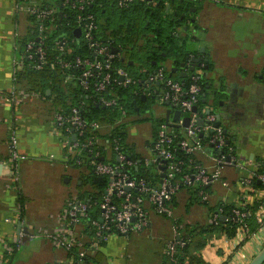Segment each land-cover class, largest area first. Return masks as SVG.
<instances>
[{"label": "crops", "instance_id": "1", "mask_svg": "<svg viewBox=\"0 0 264 264\" xmlns=\"http://www.w3.org/2000/svg\"><path fill=\"white\" fill-rule=\"evenodd\" d=\"M34 1L0 0V264L7 253L3 241L12 244L18 234V227L6 221L7 217L17 214L18 204L21 205V214L30 229L53 228L57 214L66 201L74 196L79 197V187L91 174L88 166L78 163L75 154L69 151L65 144L66 135L60 129H55V110L50 100L40 95H31L18 105L9 101L8 95L14 86L13 60L19 57L16 55L15 40L17 36L24 35L31 25L26 6ZM198 19L202 31V40L199 41L209 55L213 71L211 81L215 84L208 92L215 99V105H212L225 115L222 126L228 128L226 135L231 140L235 162L220 165L221 178L208 189V205L194 201L187 189L177 193L173 204L175 215L189 226L210 223L208 207L218 203L239 206L244 201L248 205L264 201V186L251 176V172L264 161V0H227L224 4L219 2L216 7L205 5ZM140 70L141 73L137 74L145 78L147 72L143 68ZM217 88L219 91L214 95L213 89ZM157 96L145 98L158 102ZM159 104L164 107L157 110L156 123L141 134L143 137L138 139L131 136L126 139L141 157L150 156L149 146L156 138L155 129L158 132L161 124L166 122V111L170 107L162 102ZM136 115L137 120L144 119L139 109ZM143 117L147 119L149 116ZM170 120H173V115H170ZM11 123L17 129L19 151L28 157L26 160L30 156L50 155V161L57 158L65 169L70 168L65 183L72 181L73 175L70 173L75 170V187L65 190L62 202L60 195L58 202L50 205L48 210L33 207L34 199L22 184V173L18 188H14L8 163ZM106 156L108 160L112 159L110 153H106ZM199 157L201 163L211 169L214 167L215 161L209 153H201ZM69 159L73 163H68ZM249 178L252 181L247 183L246 179ZM59 181L61 184V174ZM83 187L82 191L93 190L89 184ZM19 192L26 198L24 205L19 202ZM83 228L84 225H81L78 229L79 237L88 241L90 238L84 236ZM257 229L253 235L243 239L238 230L234 237H227L223 232L213 236L195 232L196 240L204 236L207 240L200 250L195 247L191 252L199 253L210 264H247L264 246V229L263 232ZM151 232L159 235L163 242L152 258L143 264H164L165 248L175 238L173 221L152 211L150 224L145 230L128 237L112 234L97 250L105 253L104 264H142V253L133 258L134 253L130 251L127 242H130L132 235L140 237ZM23 241L24 238L21 244L29 245L31 240ZM19 246L9 255L10 264H66L70 260L66 250L55 248L45 239L34 241L23 250Z\"/></svg>", "mask_w": 264, "mask_h": 264}, {"label": "built area", "instance_id": "2", "mask_svg": "<svg viewBox=\"0 0 264 264\" xmlns=\"http://www.w3.org/2000/svg\"><path fill=\"white\" fill-rule=\"evenodd\" d=\"M136 0H114V5L119 9H126ZM63 8L40 7L33 4L26 6L27 13L38 20L39 33L29 40L19 57L13 60L14 79L17 72L23 69L25 59L29 61V66L34 69H42L47 63V53L45 39L42 33L46 31L45 23L49 21L50 26L58 19L57 13L66 17L70 13L73 18L72 38L64 33L60 35L53 44L55 52L54 62L61 69L64 82L76 80L82 89L89 94L99 95L98 103L103 106H113L116 104L115 98H107L104 93H111L115 86L128 87L131 84H139L138 94H145V97H155L152 92L157 91L158 102L169 103L173 115L175 110L181 111L178 121L169 122L179 124L177 127L167 122L161 124L156 138L149 146L150 156L140 159L132 158L125 150L121 137L112 135L110 138H99L89 136L85 140L79 137L85 133L86 123L78 107L73 108L72 115L65 120L62 115H57L54 121L55 129L64 126L66 121L70 126V131L65 137V144L71 153L75 154L78 163H83L82 153H89V165L94 175L107 180L103 196L98 202L100 215L96 219H89L91 216L90 200L82 199L78 196L69 198L62 210L57 214L56 225L53 228L39 227L30 229L26 225L25 218L21 214V205L18 204L17 214L7 217V222H12L16 227H21V231L15 236L13 243L3 241L4 249L11 254L18 247L26 233L22 230L25 226L29 228L32 238H42L49 241L55 248L64 249L67 252L74 247H81L80 257L95 253L101 246V241H105L110 235L118 234L128 237L132 233L145 230L150 224V213L155 212L166 216L173 221L175 238L170 241L165 254L172 260L177 252L178 246L186 244V239L182 237L183 224L175 215L173 198L182 190L183 186H211L221 178V164L234 163L233 148L228 143L227 135L223 126H215L216 113H206L201 105L203 84L205 83L203 71L196 70L185 79L174 78L166 74V67L159 66L154 72H150L145 78L134 79L129 71L120 64L119 52H114V44L110 39V30L106 28V21L100 12L105 8L100 0H62ZM66 12V14H65ZM80 29V36H75V31ZM74 40L79 43L83 54L67 56L70 43ZM18 50V46H15ZM66 54V55H65ZM64 55L66 57H64ZM117 60V63H116ZM160 82L158 85L157 83ZM31 95L24 89H17L15 84L9 95V101L13 105L20 104ZM197 107V110H194ZM203 115L204 124L199 120ZM189 118V124L184 125V119ZM97 127L98 125L95 124ZM8 139V163L10 175L14 188L17 189L21 182V162L28 157L19 151V139L17 129L13 123L9 127ZM182 133L184 136L180 135ZM201 133L208 136L210 143L218 150L215 154H210L215 161L211 169L203 163H196L192 156L207 153L201 143ZM76 135V140L72 139ZM223 148V151L221 150ZM227 148V149H226ZM181 149L189 156V164L181 159L178 150ZM106 153L112 155V159H107ZM230 156V160L227 157ZM104 157V160L100 158ZM200 158V157H199ZM116 159V160H115ZM193 170H187L192 163ZM141 164L145 166L157 164L161 167V177L159 181L153 183L143 177H138L133 168L138 169ZM162 167H164L162 169ZM180 173L181 178L176 175ZM251 176L258 179L264 186V161H261L257 168L251 172ZM252 181L246 179L247 183ZM9 188L11 186H8ZM199 196L203 201L209 200V194L205 190H200ZM244 201L241 205L232 209L230 217L239 224L238 233L243 238L253 235V230L247 222V216L252 214L247 209ZM223 208L219 207L210 215V223H217L222 220ZM258 225V232L264 229V201L253 214ZM86 219L91 221V225L96 228L95 237L90 240L88 248H83V240L79 237L78 229L84 225ZM1 264H7L3 256ZM66 264L75 263L74 257ZM82 264V263H80Z\"/></svg>", "mask_w": 264, "mask_h": 264}, {"label": "trees", "instance_id": "3", "mask_svg": "<svg viewBox=\"0 0 264 264\" xmlns=\"http://www.w3.org/2000/svg\"><path fill=\"white\" fill-rule=\"evenodd\" d=\"M29 2L30 0H23ZM62 0H35L33 3L35 5L40 7H55L56 9H67L63 8ZM160 1V12L163 14L166 10L165 2L172 1V0H159ZM102 2L103 6L105 8L100 9V12H103V10L107 11L108 9L117 8L115 5H111L107 2V0H100ZM223 4L227 2V0H222ZM28 3V4H33ZM139 6V3H136L133 8H137ZM126 8L121 9L123 13H129L133 9ZM68 11V9H67ZM66 14V12H65ZM104 14V12L102 13ZM58 19L56 22H54L53 25L50 26L49 21L45 23L47 27L46 31L42 33V38L45 39V49L47 53V60L48 63L42 68V69H34L30 67L29 61L25 59V65L23 69L19 70L17 74L15 75L14 84L17 89H24L26 92L30 94H38L42 97H45V99L51 101V105L54 108L55 117L54 121L57 117V115H62L65 120H67L72 115V110L75 107H78L80 110V113L85 120L86 127H85V133L83 136L79 137L80 140H85L89 136H96L99 138H110L112 135H117L121 137L124 150L135 159L142 158L140 154H137L134 151V147L132 144H129L127 142V130L125 128L126 124L124 123L125 119L130 118L132 116H137V109L142 111V109L147 107L146 101L142 100V95L136 93L139 91V84H131L128 87H121V86H115L114 90L111 93H104L105 97L107 98H115L116 104L113 106H103L99 105L98 103V97L99 95L89 94L86 93L82 87L80 86L79 82L76 80H71L64 82V77L62 76L61 69L58 65L53 63L55 52L53 50V44L54 41L62 34L66 33L68 34L69 38H72L73 31L71 29L74 21L72 18V15L69 13L66 17L63 14L57 13ZM28 20L31 25L28 26L26 32L22 36L16 37L15 44L18 46V50L16 55L20 56L24 46L26 43L33 39L35 37V34L39 33L38 29V20L32 16H28ZM179 46V45H178ZM177 45L171 44L170 48L173 51L175 48H178ZM79 46V43H77L76 40L70 43L69 46V52L67 51V56L70 55H76V54H83L81 48ZM174 52V51H173ZM65 54V55H66ZM64 55V57H66ZM117 63V60H116ZM121 64V63H120ZM122 65V64H121ZM123 66V65H122ZM126 69L129 71L130 75L134 79H141V76L134 71H132L131 67H126ZM203 88H205V83L203 84ZM50 90V93L48 91ZM9 96V95H8ZM201 105H203V102L201 100ZM147 109V108H146ZM97 124L98 127L95 125ZM70 126L69 123L66 121L64 126H60V131L64 135H68L70 131L67 129V127ZM178 129V127L176 128ZM155 133L157 135L156 129ZM180 135L183 137L184 135L180 133ZM208 136H202L201 137V143L203 144L204 148L206 149L207 153L215 154L218 152L217 149L214 148V145L210 143ZM228 139V137H227ZM231 145V143L229 144ZM227 149V148H226ZM223 151V148L221 149ZM178 155L181 159H183L186 164H189V156L184 153L183 150H178ZM81 159L84 160V165L88 166V168L91 170L90 176H88L87 181H83V185L80 186V192L79 197L82 199H89L90 205H91V214L89 219H96L100 215V210L98 208V202H100L106 184L107 180L103 179L100 183L94 182V173L91 168V165H89V153L83 152L80 156ZM194 161L196 163H201V160L198 156H192ZM116 160V159H115ZM68 163H73V160L69 159L67 161ZM193 165L190 166L187 170L192 171ZM134 171L137 172L138 177L146 178L149 181H152L153 183H156L159 181L162 173H161V167L157 164H151L148 166H145L144 164H141L138 169L133 168ZM177 178H181V174L178 173L176 175ZM256 182V181H255ZM89 184L92 191H82L84 188L83 186ZM210 186H183L182 189H187L190 194L192 195L194 201L198 203H202L204 205L209 204L208 201H203L201 197L199 196L200 190H205L208 192ZM19 202L24 205V202L26 198L24 195L19 192ZM176 197L173 198V204ZM263 204V201H255L253 204L247 205V209L252 212L250 216H247L246 220L250 224L252 230H256L258 225L255 222L253 214L258 210L259 206ZM219 207L223 208V215L226 217H230L231 211L233 208L236 207L234 204H228L223 202L218 203L217 205L208 207L210 214L214 211L218 210ZM231 218V217H230ZM89 219H86V222L84 223L83 228V234L86 236V238L93 239L95 237V231L96 228L91 225V221ZM180 223L183 224L182 228V237L186 239V244L183 246L177 247V252L174 256V259L172 260L168 255H164V264H210L199 254V253H192V248L195 249L197 247V250H200L206 243L205 236L201 239H195V232H199L201 235L203 233L207 235H215L217 233H222L223 235H226L227 237H234L237 230L239 229V224H237L232 219H225L220 220L217 223H208L204 225H196V226H189L188 224H184L182 221L179 220ZM81 239V238H80ZM83 240V239H81ZM90 240L84 241L83 248H88L90 245ZM101 245L104 244V241L100 242ZM196 244V245H194ZM81 247L77 246L74 247L71 251L67 252L69 257H74L75 263L77 264H104L105 261V253L102 250H97L95 253L85 255L84 257H80ZM12 254V253H11ZM4 255L5 261L7 264H10V258L9 255ZM264 264V263H263Z\"/></svg>", "mask_w": 264, "mask_h": 264}, {"label": "flooded vegetation", "instance_id": "4", "mask_svg": "<svg viewBox=\"0 0 264 264\" xmlns=\"http://www.w3.org/2000/svg\"><path fill=\"white\" fill-rule=\"evenodd\" d=\"M107 2L114 5V0H107ZM219 2H222V0L167 1L165 2L166 10L163 14L159 9V0H136L128 8H133L136 3H139V6L133 8L129 13H123L121 9L116 8L107 10L121 18L119 22L113 21L115 25L113 26L110 24V19L104 17L106 28L110 30L109 37L114 46L119 49L120 63L125 68L131 66L141 67L147 72V75L154 72L162 64L166 67L167 75L180 78V73L186 70L188 77L192 73L190 68L197 67L196 61L201 54L195 53L188 60L184 59L174 63L173 51L176 48L172 51L170 46L171 44L178 46L179 42H185L193 38L200 40L202 31L199 27L198 14L205 5L216 7ZM207 55L206 51L203 57L205 58ZM182 62L184 67H181ZM203 64L211 63L209 61ZM174 68L175 71H173ZM156 90L152 92V95H158L159 89ZM205 91V88H203L202 94ZM206 92L209 105H215L214 96L208 90ZM212 108H215V106H212Z\"/></svg>", "mask_w": 264, "mask_h": 264}, {"label": "rangeland", "instance_id": "5", "mask_svg": "<svg viewBox=\"0 0 264 264\" xmlns=\"http://www.w3.org/2000/svg\"><path fill=\"white\" fill-rule=\"evenodd\" d=\"M102 16L105 18L108 17L110 19V24H112L113 26H115L113 24V21L119 22L121 20L119 16L111 14V11H107L105 14H102ZM131 69L135 73H141L140 69L142 68L131 66ZM146 105L147 109L144 107L141 111V117L144 119L140 118L137 120L135 116L125 119L124 123L126 124L125 128L127 130V139L131 136H134L135 138L138 137V139L142 138L143 136L141 137V134L148 130L151 125L156 123L157 110L160 108L163 109L164 107L163 105L159 104V102L152 101L151 99L148 100ZM203 105L205 107H208V103H204ZM215 109L216 108H213L214 111H216ZM146 115L149 116L147 117V119L143 117ZM49 156L50 155L43 157L30 156L28 160L22 162L21 167L22 184L34 199L33 207H43L44 210L50 209V205L57 203L60 195L62 202V199L65 195V190L73 189L76 184L73 174L75 170L70 173L73 175L72 181L69 183H65L66 178H69V171L67 170H69L70 168L65 169L62 163L60 165L57 158L54 161H50L48 159ZM60 174L61 184L59 181ZM62 176L64 177L63 179ZM115 236L117 237L116 234ZM39 239L42 238H32V242L30 241L29 245H32L34 241H39ZM161 242H163V240L159 235L146 233L140 237H138L137 235H132L130 237V242L127 243L130 251H133L134 253L133 258H135L137 254L142 253L143 259L141 263L143 264L148 262L147 260L152 258V255H154V253H156L161 248ZM29 245L20 244L19 249L23 250L29 248Z\"/></svg>", "mask_w": 264, "mask_h": 264}, {"label": "water", "instance_id": "6", "mask_svg": "<svg viewBox=\"0 0 264 264\" xmlns=\"http://www.w3.org/2000/svg\"><path fill=\"white\" fill-rule=\"evenodd\" d=\"M146 1H152V0H146ZM75 36L77 38L80 36V29L79 28L75 31ZM118 50L119 49L117 47H114V49H113L114 52H118ZM195 53H199V54H201V56L196 61L197 67L194 66V67L190 68V70L192 72H195L196 70H202L203 71L204 79H205V90L207 91V90L213 88V85H215L211 81V77H212L213 71L211 70L210 64H207V65L203 64V63H206V62L208 63L209 62V55H207L205 58L203 57V55L206 54V48H205L204 45L201 44V42L199 40H197L196 38H193V39H190V40L185 41V42H181V43L179 42L178 48H176L175 51H174V55H173L174 59H173V61H174V63H178V62H180V60H184V59L188 60V58L192 54H195ZM181 67H184V63L183 62L181 63ZM175 70L176 69L174 68L173 71H175ZM179 77L181 79H185L187 77V71L183 70L182 73H180ZM157 84L159 85L160 82H158ZM206 91L202 94V97H203L202 98V102L203 103H208L209 102V100L207 98V92ZM218 91H219L218 88L214 89L213 90V94H216ZM48 93H50V90L48 91ZM145 99H146L145 98V94H143L142 95V100L145 101ZM164 105L165 106H169V103L166 102ZM194 110H197V107H194ZM211 112H215L216 113V118L217 119H216V122L214 123V125L215 126H222L223 120L225 119L224 113L218 112V110L214 111L213 108L208 103V107H207L206 113L208 114V113H211ZM170 115H171V109L168 108L167 111H166V122L169 123L172 126L179 127V124L173 123V122H171V123L169 122ZM180 116H181V111L180 110H175L174 113H173V121H178ZM199 123L201 125L204 124L203 115H201ZM188 124H189V118L186 117L184 119V125H188ZM224 132L226 134H228V128H224ZM201 136H203V133H201ZM72 139L76 140V135L75 134L72 136ZM228 143L229 144L231 143L230 139L228 140ZM100 159L104 160V157H101ZM227 160H230V156L227 157ZM163 168L164 167H162V169ZM93 176H94V179H93L94 182L100 183L102 181L101 177L96 176V175H93ZM66 181H67V179H66ZM221 218L224 220L226 218V216L223 215ZM22 230L27 234L26 237H24L23 243H25L26 240H31L32 237L30 236L29 228L27 226H25ZM20 231H21V227L19 226L17 228V233H19ZM263 263H264V246L255 255V257L250 262H248L247 264H263Z\"/></svg>", "mask_w": 264, "mask_h": 264}]
</instances>
